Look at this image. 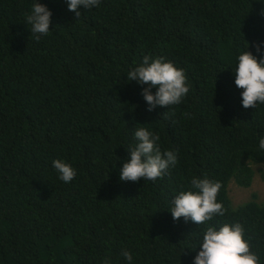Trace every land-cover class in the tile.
Instances as JSON below:
<instances>
[{
    "label": "trees",
    "instance_id": "trees-1",
    "mask_svg": "<svg viewBox=\"0 0 264 264\" xmlns=\"http://www.w3.org/2000/svg\"><path fill=\"white\" fill-rule=\"evenodd\" d=\"M39 2L52 11L47 35L25 23L32 0H0V264H127L123 249L133 264H192L199 247H186L234 222L264 264V199L233 208L228 194L264 164V104L242 107L231 70L264 41V0H101L79 18L64 0ZM146 55L184 70L180 104L148 111L126 76ZM140 127L179 162L154 182L121 181ZM56 159L76 170L71 182ZM193 176L221 182L224 216L173 220Z\"/></svg>",
    "mask_w": 264,
    "mask_h": 264
},
{
    "label": "clouds",
    "instance_id": "clouds-1",
    "mask_svg": "<svg viewBox=\"0 0 264 264\" xmlns=\"http://www.w3.org/2000/svg\"><path fill=\"white\" fill-rule=\"evenodd\" d=\"M64 2L68 11L79 18L81 8L87 11L98 8L101 0ZM51 17L52 11L47 5L32 0L25 23L31 33L47 35L50 32ZM255 47L256 54H253L247 43L246 49L236 57L234 68H231L236 87L242 89L240 96L244 108H256L264 104V41L257 42ZM126 76L129 82L135 81L141 86L148 111L178 105L189 92L184 70L163 56H144L142 62L128 69ZM133 136L135 144L125 147L128 156L120 167L121 181L136 182L143 179L145 182H154L178 164V151H161L158 134L140 127L135 129ZM258 147L264 150V135L259 137ZM52 167L58 173V179L64 183L71 182L76 176V170L64 160H53ZM221 188L220 181L193 176L190 186L180 190L171 200L168 210L173 220L183 217L185 221L191 220L203 225L215 216H224L226 210L217 199ZM197 247L199 251L192 258V264H260V257L252 251L251 241L246 237L245 227L239 222L208 226L199 236L197 246L186 248L196 251ZM121 255L127 264H133L134 258L129 250L123 249ZM103 264L111 262L105 258Z\"/></svg>",
    "mask_w": 264,
    "mask_h": 264
},
{
    "label": "rangeland",
    "instance_id": "rangeland-1",
    "mask_svg": "<svg viewBox=\"0 0 264 264\" xmlns=\"http://www.w3.org/2000/svg\"><path fill=\"white\" fill-rule=\"evenodd\" d=\"M255 174L252 183L249 187H242L234 181H230L228 185V194L231 200V206L233 208L246 202L250 198L251 193H256L260 199L257 201L263 203L264 199V176L260 173H264V164L254 165Z\"/></svg>",
    "mask_w": 264,
    "mask_h": 264
}]
</instances>
